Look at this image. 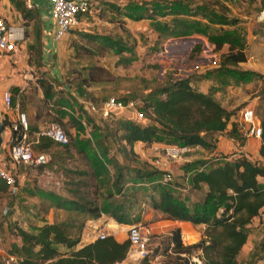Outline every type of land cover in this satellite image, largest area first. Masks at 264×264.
<instances>
[{"label":"crops","instance_id":"crops-1","mask_svg":"<svg viewBox=\"0 0 264 264\" xmlns=\"http://www.w3.org/2000/svg\"><path fill=\"white\" fill-rule=\"evenodd\" d=\"M89 1L92 7L89 12L79 15L78 26L61 39L56 40L54 38L56 23L50 13L51 0H31V8H27L22 0H0V16L12 24L25 27V39L20 43L17 51L13 53L0 52V120L6 125L2 133L0 165L4 168L14 169L17 175L15 186H8L4 182L7 188L0 190V264H4V260L10 255L9 251L14 244L21 245L19 230L36 234L45 224L62 221L64 214L70 215L63 209L51 206L50 201L40 197L37 190L52 191L65 198H73L70 187L63 189L64 174L62 170L59 172L57 167L60 165L65 167L67 163H69L68 166L70 165V160L66 158L64 151H68V155L73 156L76 152H80L79 148H76V144L79 145V141L84 137L81 133L82 130L85 131V137L88 138L91 137V133H87V129L90 130L94 122L104 123L108 120L119 122L126 119L139 121L130 110L116 111L110 116V119L99 118L88 112L86 102L101 101L110 97L109 94H116L119 99L131 100L132 92L133 94L138 93L139 99L134 100L140 106H142L141 103L152 101L150 98L158 86L156 81L157 66L158 71L163 72L159 74V85L167 78L165 71L167 62L159 61V64H156L157 60L154 55L158 53L157 44L164 47V51L159 53L164 55V59L169 60L174 57L187 60L186 68L189 70L182 79L189 78L191 86L201 93L211 92L209 85L211 80L205 75L218 69L219 56L222 51L216 49V45L209 40L208 36L196 32L178 37L164 34L158 30V27L163 24L171 25L174 15L136 19L132 15L135 13V2H137L136 5H140L138 0ZM193 18L200 20L202 24L208 23L206 17ZM146 38L148 41H145ZM193 40H198L199 43L194 44ZM195 45H200V50L191 58L190 54ZM208 47L210 51H206ZM81 49L87 50L88 53L82 54ZM145 52H147L146 56ZM126 58L131 59L130 62L138 67L142 65V59H147L146 63L149 64L144 68L149 72V79L146 86L142 90L134 91L119 86L111 88L110 91L107 90V84H112L118 79L117 77L124 76ZM204 59H207V63L201 65L195 63ZM95 65L107 70L112 78L90 82L88 85L67 83L66 80H72L82 67L85 68L82 78H87L88 69ZM133 75L140 77V71L133 72ZM175 75L177 74L171 73V76H174L171 78L172 81L179 79ZM39 78L51 86L48 96L44 95V87L40 84ZM4 91L11 92L13 97L14 107L11 110L4 109L2 101ZM78 103L81 110L88 115L87 120L77 111ZM19 112L26 114L28 135L33 142V148L49 155L50 163L47 166L33 167L24 163L15 165L10 160L8 153L12 131L9 124L17 119ZM50 122H58L72 135L74 145L71 141L68 150L67 146L55 143L48 138L36 139L34 136L36 130ZM227 136V134L219 135L216 147L212 150L193 146L189 147L187 152L200 149L208 154L204 158L208 159V156L221 155L220 151L224 152L221 144L225 142L223 147L229 149V152L234 155L237 153L246 155L250 145L257 146L255 152L258 154L261 144L259 138L248 137L239 143L236 139ZM166 145L168 144L163 142L147 144L137 141L133 144V151L139 158L146 159L151 163V159L148 158L160 155L159 149L162 150ZM181 160L172 162L170 169L176 168ZM48 172L51 176L47 175ZM57 182L59 185L56 184ZM66 190L68 193H60ZM154 212L161 217L159 211L154 210ZM256 222H258L257 217H254L248 226H254ZM124 226L126 225L119 224L107 214L102 213L98 218H88L75 247L68 249L63 245H56L55 248L61 253L80 248L96 239L95 229L97 227L105 228L108 235H112L117 241L122 242L127 239V234L124 235V231L127 233ZM201 227L204 226L168 219L150 224L152 233L178 229L181 236L195 237V240L201 235ZM197 229L198 231H195ZM188 242L190 243V241ZM252 245L250 235H248L244 246H247V250H251ZM121 264L134 263H131L126 257ZM252 264H264V256Z\"/></svg>","mask_w":264,"mask_h":264},{"label":"trees","instance_id":"trees-1","mask_svg":"<svg viewBox=\"0 0 264 264\" xmlns=\"http://www.w3.org/2000/svg\"><path fill=\"white\" fill-rule=\"evenodd\" d=\"M136 8L135 6V13L132 15L136 19L173 14L171 25L163 24L158 27V30L164 34L178 37L192 32L204 33L216 45L217 50L225 42L221 36L208 34L200 20L194 18L188 20L196 12L188 11L187 6L182 2H174L166 11L156 8V10L150 9L146 14L136 13ZM180 14L190 18L182 19L183 17L177 16ZM210 21L215 24L220 23L221 26L229 24L220 17ZM199 50L200 45H195L190 57L193 58ZM84 52L88 51L84 50ZM219 59V67L216 71L233 76H237L239 72L236 66L246 61L244 51L235 50L232 45L226 53L220 54ZM111 77L107 70L95 65L88 69L87 78H82L81 83L87 85L90 82L110 80ZM259 77L264 79L262 75ZM41 85L44 87V95L48 96L51 86L44 80H41ZM120 100L127 101L125 98ZM139 110L144 113L145 119H149L148 123L143 124L140 123L141 120L131 119L120 123L122 150L127 154L132 153L137 159L138 156L133 151V144L137 141L147 144L163 142L177 146H199L205 150H212L216 147L219 135L225 133L236 140L238 138L235 136L236 128L234 126L228 128L234 111L223 107L211 92L197 91L191 86L189 78L172 81L167 77L165 82L154 90L152 101L144 102ZM88 121L90 122V119ZM261 126L262 142L259 157L264 159V116L261 119ZM69 143L71 144V139ZM79 151L85 153L83 148ZM220 157L224 156H211L209 161L201 162L200 168L190 175V184L201 193L200 198L192 202L185 200L168 187L161 185L152 187L153 191L157 192V196L149 195L151 208L159 211L161 218L204 226V238L196 244H184L178 229L161 236L162 253L159 254L162 258L156 264H238V255L248 237L246 226L264 207V182L261 181L264 178V163L252 160L243 153H237L235 158L230 160L219 161ZM135 172L133 179H149L157 173L153 169L140 168ZM121 177L119 175L118 181ZM6 188L7 185L0 179V190ZM70 191L73 198H65L61 194L41 189L37 190V193L50 201L51 206L68 212L69 216L73 214L84 216V224L88 218L101 216L102 210L96 201L87 199L82 194L77 195L79 191L77 189L73 188ZM105 213L119 224L129 225L140 222L139 217L125 214L120 205L112 202L108 203ZM74 223L72 220H63L45 224L36 234L19 230L21 245L14 244L9 254L17 258V264H121L126 258L129 248L128 239L119 242L112 235L103 239L96 238L69 252H59L55 248L56 245L72 249L79 242L84 225L82 224V227L73 233ZM193 247H199L201 250V254L197 256L200 263L189 255V250ZM258 247L264 253V241ZM170 250L178 254L176 258L167 255ZM186 252L188 255H180ZM159 254L157 246L141 260L140 264H151Z\"/></svg>","mask_w":264,"mask_h":264},{"label":"rangeland","instance_id":"rangeland-1","mask_svg":"<svg viewBox=\"0 0 264 264\" xmlns=\"http://www.w3.org/2000/svg\"><path fill=\"white\" fill-rule=\"evenodd\" d=\"M176 1L184 3L187 6L188 11L196 12L193 13V17H198L200 19L201 17H206L208 23L204 24V28L201 26L200 28L205 29V31L212 36L222 37L221 39L225 42L220 48V51H222L221 54L226 53L229 50L230 45H232L235 50L244 51L246 61L241 62L236 66L239 71L236 74L237 76L220 73L218 71L205 75L206 78L211 80L209 85L211 88V94L214 95V98L223 107L234 111V115L229 124V129L233 126L236 128L235 136L238 137L237 141L241 143V140H244L245 137L237 123L240 110L245 107L253 109L254 114L259 118L260 122L264 116V79L259 77L260 75L264 76V19H258L260 12L264 9V4H262V0H138L140 5H136L137 2H135V6L137 7L136 13L140 12L146 14L149 13L150 9L156 10V8L157 10L166 11ZM193 17L190 18L185 15L182 19L190 18L188 20H192ZM216 17H220L224 22H229V24L221 26L220 23L215 24L210 21V19ZM204 35L208 36L207 34ZM146 39L147 40L145 41H148V38ZM193 43L197 44L199 42L198 40H193ZM156 47V50H158V53L154 55L157 60L156 64L158 65L159 61L162 63L164 61L167 62V68L165 69L167 77H169V79L173 78L174 76H171L172 72L177 74L175 77L178 76L179 79L185 77L189 70L186 68L188 66L186 64L187 60L174 57L166 60L163 58L164 55L159 54L164 51V47L159 44H157ZM84 50L85 49H81L80 52L86 55L88 52L85 53ZM206 51H210L209 47ZM146 55L147 52H145V56ZM127 58L126 61H124V76H119L112 84H107V90L110 91L111 88L119 86L134 91L142 90V88L146 86L145 84H147L146 82H148L149 79V72L144 68L145 66L148 67L149 64L146 63L147 59H142V65L138 67L133 62H130L131 59L128 60ZM206 61L207 59H204L196 61L195 63L201 65L207 63ZM84 69L85 68L82 67L78 70L77 75H75L72 80L67 79V83H78V85H83L81 80L82 73L85 71ZM156 69L158 74L156 75V81L159 86V74H162L163 72L158 71V66ZM135 71H140V77L133 75V72ZM246 72L250 73L248 74ZM240 75H242V77H240ZM39 80L41 84L42 79L39 78ZM108 96L116 97L117 95L109 94ZM130 98H132L131 100H138L139 95L138 93L133 94L132 92ZM151 99L152 96L150 100ZM142 104L143 103H141V105ZM77 111L80 115H83L84 119L87 120V118H89L88 115L81 110L79 103L77 104ZM148 120L143 119L140 123H148ZM119 122H110V120H108L104 123H101V121L99 123H92L90 130L87 129V133H91V137L86 138L85 131L82 130L81 133L84 137L79 141V145L76 144V148H83L85 153L76 152L75 156H73L68 155V151L63 152L66 153V158H69L70 160L69 166V163H67L65 164V167H61V165L57 167L59 172L62 170L64 174L63 189L70 187L71 189L74 188L79 190L76 193L77 195L82 194L83 197L96 201L99 204L102 213L105 215L108 203L112 202L113 204L120 205L125 214L131 217H139L141 222H147L149 224L163 219L151 208L149 195L152 194L157 196V192L153 191V186L161 185L168 187L189 202L200 198L201 193L192 187L189 177L200 168L201 162L209 161L211 156H208V159H204L208 154L200 149L187 152L176 168L170 169L172 180L169 182H163L162 171L160 170L159 165L155 163L156 157L159 159L162 158L163 149H159L160 155L148 158L151 159V163L146 159L139 157L137 159L132 153H125L122 150V142L120 140L121 122ZM66 133L73 144L74 139L72 135L68 133V131H66ZM227 137L230 136L228 135ZM259 139L261 141V138ZM224 144L225 142L221 144L224 152L220 151L219 154L221 155H218L224 157H220L219 161L224 160L225 158L229 160L235 158L236 155L229 152V149L224 148ZM68 147H70V143L66 147L67 150ZM256 147V145H250L247 149L246 155L252 160H259L260 163H264V159H261L258 155L259 149L258 154L255 152L257 149ZM137 168L142 170L153 169L157 171V173L149 179H133L136 175L135 170ZM119 175L122 176L120 181H118ZM120 188L121 191H119ZM63 192L68 193V190L61 191L60 193ZM71 196H73L72 193ZM83 218L84 216L77 214H73V216L64 214L62 217L63 220H72L75 222L74 227H72L73 233H76L78 229L82 227V224L84 225V229L85 224L83 223ZM129 225L124 226V228L127 230ZM83 229L81 230V234ZM195 231H198V229ZM203 231L204 227H201V235L198 236L197 240H195V237L189 238L184 235L181 236L183 243H199L200 240L204 238ZM246 231L248 235H250V243L253 245L251 250H247V246L243 247L241 254L238 256V264L246 262L252 264L257 261V259L264 256V253L258 247L261 242L264 241V224L256 222V225L254 226L247 225ZM168 232L159 231L158 233L151 234L147 246L150 253L155 250L157 246L158 254L162 253L161 236ZM126 234L127 233L124 231L125 236ZM188 241H190V243ZM186 254L188 255L187 252L180 255L186 256ZM200 254L201 250L199 247H193V249L189 250L191 258L198 263H200V260L197 256ZM167 255L176 258L178 254L174 250H170ZM161 258L162 255H157L156 258L152 260L151 264H156ZM140 263L141 261H138L134 264Z\"/></svg>","mask_w":264,"mask_h":264},{"label":"built area","instance_id":"built-area-1","mask_svg":"<svg viewBox=\"0 0 264 264\" xmlns=\"http://www.w3.org/2000/svg\"><path fill=\"white\" fill-rule=\"evenodd\" d=\"M27 8H31V0H22ZM89 0H51V16L55 20L56 30L54 38L61 39L65 34L75 29L79 24V15L89 12L91 9ZM258 19H264V9L260 12ZM25 39V27L8 22L0 16V52L13 53L17 51L18 46ZM2 101L5 110H11L12 95L9 91L2 93ZM17 109V106H16ZM86 109L89 113L99 118H109L116 111L130 110L134 113L137 120L145 119V115L139 110L138 102L135 100L122 101L117 97L111 96L98 102H86ZM238 125L245 138H261L262 126L259 118L254 114L253 109L245 107L240 110L238 115ZM12 131L11 142L8 156L15 164H27L33 167L47 166L50 163L48 154L38 152L33 148V142L29 139L28 123L26 114L19 112L15 121L9 124ZM36 139L45 137L60 145H67L69 138L61 124L50 122L45 124L34 132ZM189 150L187 146H177L168 144L163 148L162 158L156 157L155 163L159 165L162 171V181L169 182L172 180L170 164L174 161L181 160ZM227 159V158H225ZM48 176L51 174L48 172ZM0 179L8 186H15L17 175L14 169L4 168L0 165ZM264 182V178L261 179ZM59 185V182L56 183ZM257 221L264 224V209L257 216ZM96 238L103 239L108 236L105 228L97 227L95 229ZM150 224L147 222H137L127 228V239L129 248L127 256L131 263L144 259L148 251V240L151 236ZM4 264H17V258L14 255H8ZM120 264V263H115Z\"/></svg>","mask_w":264,"mask_h":264},{"label":"water","instance_id":"water-1","mask_svg":"<svg viewBox=\"0 0 264 264\" xmlns=\"http://www.w3.org/2000/svg\"><path fill=\"white\" fill-rule=\"evenodd\" d=\"M5 128H6L5 123L0 120V147L2 144V133L4 132Z\"/></svg>","mask_w":264,"mask_h":264}]
</instances>
